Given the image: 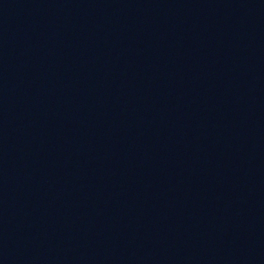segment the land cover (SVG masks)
Returning a JSON list of instances; mask_svg holds the SVG:
<instances>
[{"label": "water", "instance_id": "1", "mask_svg": "<svg viewBox=\"0 0 264 264\" xmlns=\"http://www.w3.org/2000/svg\"><path fill=\"white\" fill-rule=\"evenodd\" d=\"M0 264H264V0H170L0 220Z\"/></svg>", "mask_w": 264, "mask_h": 264}]
</instances>
